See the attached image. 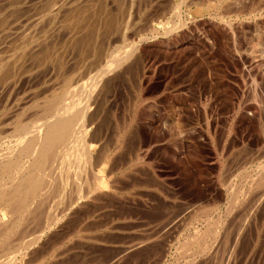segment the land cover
I'll return each mask as SVG.
<instances>
[{
    "label": "rangeland",
    "instance_id": "rangeland-1",
    "mask_svg": "<svg viewBox=\"0 0 264 264\" xmlns=\"http://www.w3.org/2000/svg\"><path fill=\"white\" fill-rule=\"evenodd\" d=\"M80 7L85 10L82 11L85 17L82 16L80 22L70 21L72 25L65 23L69 25L67 33L68 29L71 33L74 29V33H60L53 44H58L56 48L47 45L50 47L47 51L51 53L53 50L56 55V63L64 64L60 70L55 68L58 77L54 76V82L61 84L64 78L70 77V82L76 79L87 80L99 69L97 66H100L106 54L117 47L121 50L126 41L134 44L137 47L135 57L122 65L120 74H112L115 77L104 88V101L108 103L103 104L98 123L104 129L105 141L112 145V151H118L117 155L130 152L136 158L131 156L134 160L132 163H125L126 158L117 161L122 164L118 166L116 163L120 168L113 175L117 179L114 181L115 186L111 187L113 195L110 199H102L99 202L101 207H98L97 202L94 206H85L87 210L81 207V214L77 212L73 214L75 217L71 215L69 225L57 229V235L53 238L59 234L68 235V231L73 228L79 229V234L84 237H75V240L64 238L50 250L44 264H115L116 261V264H185V261L186 264H264V177H260L264 176V172L256 168L259 161L264 162V0H89V3L81 4ZM122 33L126 35L125 42ZM66 36L71 40L68 43L64 40ZM38 74L25 84H21L25 79L19 81L14 90L2 93L5 96L0 98V113L2 111L5 114L7 107L29 94L31 89L32 93L38 94L43 80L47 83L52 79V76H45L50 78L47 81L42 78V73ZM9 100L12 101L10 104ZM41 102H33L29 106L34 107L38 113L37 108H40ZM29 106L27 108L30 112L27 109L26 112L30 115L27 117L25 112V118L34 114ZM3 118L0 116V126L4 127L6 118ZM10 124L6 126V131H10ZM1 135L0 139H3ZM119 146L123 148L120 151ZM247 172L251 176L256 174L255 178L263 181V185L258 186L257 190L256 185L249 186L246 181L251 178L247 177L250 175ZM116 175L121 176V179ZM241 181L246 183L245 188L250 187L249 194L239 202L240 205L229 206L230 197L227 192L231 190L230 185L236 183V186ZM116 182L122 184L117 185ZM70 184L72 188L69 183L66 186L67 194L75 190L74 184ZM45 204L43 210L46 211L40 212L41 219H37L39 224L46 218L47 210L49 212L51 209L50 213L56 210L59 212L63 206L53 205L47 209L52 202ZM88 207L96 209L91 211ZM219 219L222 229L219 230L221 234L218 239L210 245L213 249L209 247V251L194 256L193 252H182V241L188 239V236V240L192 239L195 231L204 230L207 221ZM239 227L244 228L242 230ZM237 234L238 240L234 237ZM51 240L49 242L52 244L59 239ZM86 240L89 246L85 244ZM135 240L139 243H133ZM75 243H80L81 248L80 244L77 246ZM136 245L138 247L134 248ZM125 246L131 248L126 249ZM65 247L68 249L65 250Z\"/></svg>",
    "mask_w": 264,
    "mask_h": 264
},
{
    "label": "bare ground",
    "instance_id": "bare-ground-1",
    "mask_svg": "<svg viewBox=\"0 0 264 264\" xmlns=\"http://www.w3.org/2000/svg\"><path fill=\"white\" fill-rule=\"evenodd\" d=\"M87 2L89 3V0H0V98H1V96H3V97L5 96V94L4 95L2 94L3 92L5 93V92L12 90L19 81H21V80L24 81V79H25L26 81H24V82L22 81L23 83H21V84H25V82H27V80L30 81L31 78H36V76L39 72L42 73V75H43L42 78H44V79L46 78L45 76H52L51 77L52 79L50 82L45 83V81L43 80V85H41L43 88L40 86L41 90L39 89L40 87H38L39 90L35 89L36 91L38 90L41 92H39L38 94H36L34 92L32 93V89H31L30 93L26 94L27 92L25 91L26 95L23 93L25 95L24 97L20 98L19 101L12 103L11 107L10 106L7 107L8 109H6V110L4 109L6 111L5 114L1 111V113L4 115V118H6L4 120V122L6 121V123H5L6 125L4 124V127L0 126L1 127L0 128L1 129L0 135L2 134L1 136H3V139H0L1 140L0 141V251H1V253H0V264H44L46 261L45 258L47 256V254L50 252V250H53L52 248H55V245H58L60 242H62V240L64 238L74 239L76 237L75 239H77V237H80V236L84 237L81 234H79V229L73 228L72 231H70V232L68 231V233H67L68 235L63 234L64 236H60V234H59L58 236H56V238H53L55 235H57V229H59L61 226H63V228H64V225H66V224L69 225L70 221L68 219L70 218L71 215H73L77 212H79V213L81 212V211H79V209L81 207L83 208L85 206H94V205H96V202L98 203V207H99V205L101 207V204L99 202L102 199L103 200L104 199H110L113 195V191H111V187L114 185V181L117 179L116 177H115L116 178L115 179L113 175L118 170V168H120L118 166L119 165L121 166V164H122V163L120 164V162L118 164L117 161L123 160L126 158L125 163H127V162L132 163L134 161L132 159V157L135 156V158H136V155L135 154L131 155L130 152H123V153L121 152V155H117L116 152H118V151H116V150L112 151V148H110L112 145H109L108 144L109 142L108 143L106 142L107 140L105 141V135L106 134L105 135L103 134L104 129L101 128L102 127V126L100 127L101 124L99 125V123H98V121H100V120H98L99 116L101 117V115H102L101 112H102L103 104L106 105L105 102H107V101H104L105 100L104 99V97H105L104 88L106 87V84H108L109 81L113 77H115V76H112V74H114V75L120 74V71L122 69V65L124 63H126L128 60L131 61L130 59L135 57V55L137 54V47L134 44H131V43L129 44L127 41L125 42V40H126V38H124L126 36L125 33H122V36H123L122 39L124 40V41L123 40L122 41L125 42V45H123V48L121 50H119L118 49L119 47H117L113 51L111 49L110 50V51H112L111 53L107 52L108 54H106L105 59L102 57L103 62L101 64H99L100 66H97V68L99 67V69L96 71V73L93 72L94 74L90 78L88 77L87 80H84V79H82V80L78 79L77 80L76 79V80H73L72 82H70L71 81V77H70L67 79L64 78V80L60 84V82H58V83H57V81L54 82V79H53V78H55L54 76L56 75L55 68H58V70H60L64 64L62 62L56 63V60H58V59H56V55L54 54L53 50L51 51V53H50V51H47V49L50 50V47H48L47 45L51 44L52 45L51 47L54 48V46H55V48H56L57 43L55 45H53L55 43V38L60 33H64V32L67 33V27L69 25L66 26L65 23L67 24V22H68V24L72 25V23H70V21L77 22V20H78L80 22L81 21L80 18L82 16L85 17V13L82 12L85 10H83V8L80 7V5L81 4H87ZM92 4H94V2ZM94 6H96V5H94ZM179 7H176L175 9L179 10L180 9ZM103 8L106 9L105 7H103ZM254 8H256V7H254ZM97 12H99V11H97ZM104 13H106V12H104ZM102 15H103V13H102ZM175 15L177 16L176 11H175ZM87 16H88V14H87ZM179 17L180 16H178V18ZM101 18L102 17H100V19ZM87 19H89V18H87ZM184 20L186 21V19H184ZM87 24L88 23H86V26H87ZM180 24H182V22ZM63 25L66 26L65 29H63ZM118 25L120 27V23ZM70 27H72V26H70ZM62 29H63V32H61ZM69 30L70 29H68V33H70V35H72V33H74V31H73L74 29H72V33H71V31L69 32ZM123 30H125V29H123ZM90 31H92V30H90ZM77 32H78V30H77ZM68 33H67V35H68ZM73 37L74 36H72V38H71L72 40H73ZM234 37H235V35H234ZM65 38H67L68 41H66ZM65 38H64L65 43L66 42L68 43L71 41V40L69 41L70 38H68V36H66ZM58 39H60V38H58ZM67 48H68V46H67ZM19 49H20V52H19ZM61 49H62V47H61ZM102 49H103V47H102ZM116 49L118 51H116ZM55 51H56V49H55ZM11 52H12V54H8ZM14 52H16V54ZM58 52H60V51H58ZM63 53H64V51H63ZM57 55H59V54H57ZM47 56H48V58H47ZM101 56L102 55H100V57ZM61 58H63V56ZM44 59H46L45 64H44ZM65 59H67V57ZM65 59L63 62H65ZM47 61H49L48 64H46ZM67 63H69V62L67 61ZM129 64H131V63H129ZM123 67H125V66H123ZM58 72H57V74H59ZM107 75H109V77ZM56 77H58V76L56 75ZM63 77H65V75ZM49 79L50 78H48L47 81ZM69 79H70V81H69ZM37 83H39V82L37 81ZM21 86H24V85H21ZM9 95H10V93H8V97L11 96V95L10 96ZM16 96H18V94ZM16 96H14V97H16ZM39 96H42V98L40 99ZM14 97H12V99ZM38 98H39V101L42 100V102H41V105L39 104L40 106L38 105L40 108H37L38 113H36V111H34L35 108L32 106L30 107L29 104H31V103L32 104H34V103L38 104L39 101H38V103H36ZM241 99H243V98H241ZM6 101H8V100H6ZM13 101H15V99H13ZM10 102H12V101L9 100L8 103L10 104ZM1 103L2 102H0V104ZM8 103L6 102L7 105H9ZM239 103H240V101H239ZM28 106L32 109L34 108L33 109L34 114L29 118H25L24 113L26 112V109L27 110L29 109V108H27ZM1 113H0V116L3 118ZM28 114L30 115V113H27V117H28ZM104 114H105V112H104ZM21 116H23L24 118H21ZM197 116H198V114H197ZM10 123H12L11 129H10V131H8V129L6 131L5 130L6 126ZM0 125H1V123H0ZM10 126H11V124H10ZM174 128H176V127L174 126ZM214 128H216V127H214ZM122 146L124 147V145H122ZM122 146H119V151L122 148ZM148 149H149V147H148ZM234 149H236V148H234ZM119 154H120V152H119ZM116 156H119V159L118 158L116 159ZM243 157L244 156H242V158ZM116 163L118 164V166H116L117 165ZM245 166L246 165H244V167ZM145 168H146V166H145ZM256 168L257 169H263V172H264V162L259 161V165H257ZM138 169H139V167H138ZM121 172H120V175L122 176ZM254 172H256V171H254ZM143 174H146V173H143ZM248 174H250V175H248L247 177L248 178L250 177L251 179H250V181L249 180L248 181L245 180V181L250 184L249 185L247 183L249 186L256 185V190H257V188H259L258 186L263 185L264 180L261 181V180H258L257 178H255L256 174L255 175L253 174L254 176H251L250 172ZM260 174H261V172H260ZM82 176H83V180L81 179ZM117 177H119V175ZM241 177H242V175H241ZM241 177H240V179H241ZM260 177H264V176L261 175ZM123 178H125V177H123ZM242 179H243V177H242ZM239 181L240 180H238V182ZM242 181L240 182V184H238L236 186H234L236 183L235 184L233 183V185H230V186H232L231 190L229 192H227L229 194V197H230L229 198V202H230L229 206L235 205V207H236V204L240 205L239 202L240 201L242 202V200L245 199L244 197L247 196L246 194L250 190V187L245 188L244 186H246V183H244ZM68 183H69V185H71L70 183H73L75 186V190L70 192V194L66 193V186ZM116 184H117V182H116ZM119 184H122V183H119ZM119 184H117V185H119ZM69 187L67 189L68 191H69ZM70 188H72V185ZM139 190H141V189L139 188ZM262 190H264V189H262ZM138 192H140V191H138ZM220 193H218V194H220ZM126 196L129 197V195H126ZM261 196H263V195L261 194ZM257 198L258 197H256V199ZM262 199L264 200V198H262ZM262 199H260V200H262ZM226 200H228V198ZM226 200H224V201L227 202ZM48 201H51L52 204L49 205L47 207V209H50V207L53 205L56 206V205L62 204L63 206L60 205V207L62 206V208L59 210V212H56L57 211L56 209H55L56 211L53 213H50L51 209L49 210V212L47 210V212H45L47 214V215L45 214L46 218L43 221H41V223L39 224L37 219H38V217L40 218V216H41L40 212L44 213V211H46L43 209L46 206L45 203ZM250 202H252V201H250ZM107 205H108V203H106V206ZM104 206H105V203H104ZM229 206H227V208ZM246 207H248V206H246ZM85 208L87 210V207H85ZM111 208H113V207H111ZM89 209H91V211H92L96 208H93V209L89 208ZM254 209H256V207H254ZM236 210H237V208H236ZM119 211H121V210H119ZM87 212H89V211H87ZM48 213H50V214H48ZM228 213H229V211H228ZM75 215H73V216L75 217ZM85 215H87V213ZM117 215H119V214H117ZM205 215H207V212ZM78 218L80 219V217H78ZM213 218H215V217H213ZM79 219H78V221H79ZM240 220H237V221H240ZM233 221H234V219H233ZM95 222L93 221V223H95ZM229 222H232V221H229ZM149 223H147V225ZM249 223H250V221H249ZM32 224H34V225H32ZM72 224L74 225L73 222H72ZM72 224L70 226H72ZM236 224H238V223H236ZM220 225H221V221L219 219V220H213L212 222L207 221L204 230L200 229V231H195L193 229V231H195V235L194 236L192 235V239L188 240L189 239V236H188L187 237L188 239H186L184 241L181 240L182 241L181 242V246H182L181 250H183L182 252L188 253L190 251V252H193V256H194L196 254L198 255V253L200 254V252L203 253V252L207 251L209 247L211 248V246H210L211 243L213 241L217 240L219 234H221V233H219L220 232L219 230L222 229V228H220ZM228 225H230V224H228ZM84 226H86V225H84ZM111 226H114V225L112 224ZM241 226L245 227L244 224H242ZM233 227H234V225H233ZM244 227H239V228H241L243 230ZM31 228L33 230H31ZM88 229H90V228H88ZM153 230H154V228H153ZM61 231H63V230H61ZM61 231H60V233H62ZM66 232H67V230H66ZM147 232H149V231H147ZM240 232L238 234H240ZM143 233H142V235H143ZM238 234H237V236H234V237H236V240H238V237H239ZM234 235H236V234H234ZM45 236H46V238H45ZM161 236H162V234H161ZM51 239H54V240L59 239V240L58 241L55 240L51 244V242H49ZM92 239H93V237H92ZM227 239H229V238H227ZM255 239H256V237H255ZM83 240H81V241H83ZM87 241L88 240L85 241V244ZM120 241H121V239H120ZM75 242H77V241H75ZM89 242H91V241H89ZM123 242L125 243V241H123ZM135 242H136V240L133 243H135ZM145 242H148V241L145 240ZM178 242H180V241H178ZM73 243H74V241L72 240V244ZM97 243H96V245H97ZM41 244H42V246H41ZM66 244H67V242H66ZM75 244H77V243H75ZM78 244H80V243H78ZM78 244H77V246H79ZM85 244H83V245H85ZM93 244H95V243H93ZM86 245H88V244H86ZM126 245H128V244H126ZM129 245H131V244L129 243ZM133 245L131 247H133ZM137 245L134 248L138 247ZM39 246L41 247L40 249H38ZM75 246H74V249H75ZM121 246H124V244ZM128 246H125L126 249ZM68 247L67 248L65 247V250L68 249ZM131 247H128V248H131ZM80 248H81V244H80ZM228 248H230V247H228ZM261 248H262V246H261ZM61 249L62 248H60V250ZM71 249H73V248H71ZM118 249H120V248H118ZM179 249H180V247L178 248V251H179ZM211 249H213V248H211ZM122 250H123V248H122ZM57 251H59V249ZM123 251H125V250H123ZM2 252H3V254H2ZM4 252H5V255H4ZM156 252H159V251H156ZM74 255L75 254H73L72 256L74 257ZM228 255H230V254H228ZM232 255H230V256H232ZM234 255H235V253H234ZM98 256H99V254H98ZM118 256H120V255L118 254ZM142 256H143V254H142ZM181 256H182V254H181ZM49 257H50V255H48V258ZM51 257H53V256H51ZM223 257H227V255L226 256L224 255ZM110 258H111V256H110ZM189 258H191V257H189ZM118 259H120V258H118ZM54 260H56V259H54ZM185 260H187V259H185ZM190 260H192V258ZM237 261H238V259H237ZM116 263H117V261L115 262V264ZM187 263H188V261H187ZM185 264H186V261H185ZM225 264H226V262H225Z\"/></svg>",
    "mask_w": 264,
    "mask_h": 264
}]
</instances>
